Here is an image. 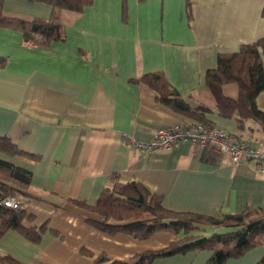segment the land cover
<instances>
[{"label": "crops", "instance_id": "crops-1", "mask_svg": "<svg viewBox=\"0 0 264 264\" xmlns=\"http://www.w3.org/2000/svg\"><path fill=\"white\" fill-rule=\"evenodd\" d=\"M191 1V21L186 0H94L81 12L63 9L66 37L48 46H31L20 30L0 26V135L36 157L0 156L32 171V197L22 203L35 218L25 224L45 225L39 242L7 231L0 237L1 254L22 264L133 263L137 254L184 236L161 231L139 238L92 225L88 219L100 216L86 204L97 202L112 174L124 183H144L177 211L221 218L264 206V174L253 161L235 164L221 154L210 161L206 147L192 142L150 151L133 141H150L159 127L197 121L161 102L141 80L144 74L163 72L192 109L214 108L206 72L218 54L264 36V0ZM52 11L47 3L4 1L11 16L46 20ZM223 90L239 95L235 82ZM257 104L264 110V90ZM204 117L219 128L264 138L255 120L240 128L214 110ZM212 253L176 254L152 264H207ZM101 254L108 259L98 261ZM263 255L261 244L225 264H256Z\"/></svg>", "mask_w": 264, "mask_h": 264}, {"label": "trees", "instance_id": "trees-1", "mask_svg": "<svg viewBox=\"0 0 264 264\" xmlns=\"http://www.w3.org/2000/svg\"><path fill=\"white\" fill-rule=\"evenodd\" d=\"M4 1L0 0V26L20 30L31 46H48L52 41L66 37L60 11L69 9L81 12L94 0H27L52 6V14L46 20L8 15L4 13ZM186 6L191 21L192 1L186 0ZM262 13L264 15V7ZM141 80L158 93L161 102L192 115L199 122L209 123L204 112L214 110L221 116L236 119L240 128L252 119L264 130V110L257 104V97L264 90V36L242 43L236 51L218 54L216 66L206 72V84L216 98L214 108L200 104L192 109L163 72L146 73ZM230 82L239 86L237 98L224 93L223 86ZM19 153L36 157L20 149L9 136L0 135V154L13 156ZM204 155L210 161L217 160L218 156L210 147H206ZM31 177L29 168L0 156V237L9 230H17L34 242L40 241L45 225H26L25 221L33 220L35 216L26 210L23 203L18 207L3 204V200L9 196H17L21 200L32 197L27 191ZM86 205L100 216L90 217L88 221L109 234L123 232L139 238H147L161 231L184 234L167 247L137 254L133 263L116 260L112 264H152L160 257L205 249L213 252L207 264H225L229 258L239 257L253 247L264 244V206L234 214L226 213L221 218L193 211H177L164 206L161 195L152 193L144 183H124L117 174L110 176L97 202ZM207 226L221 229L209 234ZM84 252L92 255L91 251L84 249ZM107 259L106 254L97 257L98 261ZM0 264L22 263L11 254L0 253ZM256 264H264V255Z\"/></svg>", "mask_w": 264, "mask_h": 264}, {"label": "built area", "instance_id": "built-area-1", "mask_svg": "<svg viewBox=\"0 0 264 264\" xmlns=\"http://www.w3.org/2000/svg\"><path fill=\"white\" fill-rule=\"evenodd\" d=\"M133 141L138 147L150 151L171 149L181 142H192L201 147H210L217 154L229 156L235 164L253 161L258 172L264 174V138L259 135L242 137L210 123L181 121L159 127L150 141ZM3 204L18 207L22 200L17 196H9L3 200Z\"/></svg>", "mask_w": 264, "mask_h": 264}, {"label": "rangeland", "instance_id": "rangeland-1", "mask_svg": "<svg viewBox=\"0 0 264 264\" xmlns=\"http://www.w3.org/2000/svg\"><path fill=\"white\" fill-rule=\"evenodd\" d=\"M261 245V244H260ZM260 245H257V246H260ZM264 245V244H263ZM254 248V247H253ZM249 251H247V253H248ZM261 257V256H260ZM257 262V261H256Z\"/></svg>", "mask_w": 264, "mask_h": 264}]
</instances>
